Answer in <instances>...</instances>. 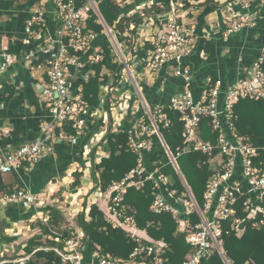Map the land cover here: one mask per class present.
I'll use <instances>...</instances> for the list:
<instances>
[{
  "label": "built area",
  "instance_id": "2783aa9c",
  "mask_svg": "<svg viewBox=\"0 0 264 264\" xmlns=\"http://www.w3.org/2000/svg\"><path fill=\"white\" fill-rule=\"evenodd\" d=\"M101 1L83 0L79 3L78 0H54L55 13L60 22L59 36L50 39L41 47V52L46 55L43 60H39L37 56L36 60H32L28 65L30 70L45 67L47 80L42 84L39 96L48 108L49 118L41 122L39 132L32 141L12 150L0 152V175L32 166L51 154L56 144L75 140L79 135L84 134L89 118L103 116L105 120L111 121L112 129L117 131V125L120 124L123 116L134 109V105L130 102L132 91L131 94L125 92L127 82L125 83L124 73L128 74L129 83L136 94L140 92L134 70L131 69L132 63L135 62H140L142 71L150 77L168 66L173 69L176 77L183 80V90L172 95L168 107L181 113V120L184 121L185 126L183 133L185 150L193 148L208 154L217 150V154H221L223 159L207 182L203 207L191 197L189 190V199L175 198V192L168 190L170 178L161 173L159 168L148 170L144 163L145 151L150 149L152 144L150 136L153 133L159 136L158 123L167 126L170 124V119L163 111L164 106H156L152 110L148 104L146 107L141 102L140 105L150 119V124L146 123L145 117L141 118L138 126L139 134L147 138L142 140L138 138V140L132 136L130 142L131 148L140 157L138 165L123 179L112 182L105 191L98 188L96 193V196L103 197L105 202L106 219L113 227H123L128 236L137 241L138 245L129 258L122 259L104 254L99 246L93 250L89 258H86V234L78 225L71 229V236L68 238L62 240L60 237L54 238L57 245L39 246L34 248L33 253L38 250L55 251L60 257V264H163V255L169 249L168 244L163 240H150L145 243L138 233L134 216L129 215L130 206L124 204L129 187L142 189L147 181H152L154 188L158 189L152 210L157 213H172L179 224V231L186 233V241L191 245L189 254L181 264H200L215 251L225 258L227 264H230L220 240L223 222L232 220V228L238 235L244 232L245 228L242 224L245 221H252V225L257 228L264 227V207L260 204L264 197V167L255 163L259 148L247 137L239 134L235 112V105L242 99H264V71L261 66L264 61V50L252 67H244L240 77L225 88L221 78L207 75L203 90L199 96H196L192 88L194 71L184 62L194 52L196 33L194 25L177 13L178 6L172 2L165 17L153 19L152 25H157L158 21L161 27L156 26L157 31L149 33L146 37L142 46L148 42L150 47L144 51L143 56H139V53L137 55L131 53L130 57H126L124 48L127 47V43L120 41L122 33H117L118 39L115 38L116 35L114 37L112 29L104 21L99 10ZM115 1L122 7L132 0ZM147 4H141L136 12L146 9ZM92 12L97 14L99 22L104 25L103 33L108 34L111 39L117 61L124 65L119 73L118 85H104L100 104L93 110L83 98V81L94 75V70L90 67L103 59L105 51L102 45L95 46L99 37L98 32L87 28ZM136 12L131 13L130 16ZM231 14L232 17L226 18L225 21L227 22L223 32L225 39L244 27L256 25L249 13ZM45 24L44 12L40 9L35 10L26 21L25 32L31 36L35 34L36 26L42 29ZM131 26L135 28L134 24ZM134 43L135 48L136 39ZM7 48H2L0 52V80L12 65L10 55L5 52ZM204 118H209L213 130L218 132L216 144L204 142L199 137V123ZM68 123L77 131V135L68 134L64 130ZM164 146L172 163L178 164L174 153L165 144ZM86 148L90 153L94 146L88 145ZM91 167L92 162L89 161L86 169L91 172ZM238 171L240 179L236 178ZM166 194L183 204L185 209L182 210L168 201ZM242 197H247L243 210L248 214L244 219L237 216L235 206ZM20 202L39 206L43 205L45 200L43 196L24 188L0 197V206ZM193 211H196L201 219L195 226L191 225L189 218L183 217ZM29 259L30 256H27L18 259V262L25 264Z\"/></svg>",
  "mask_w": 264,
  "mask_h": 264
},
{
  "label": "crops",
  "instance_id": "0c3cea01",
  "mask_svg": "<svg viewBox=\"0 0 264 264\" xmlns=\"http://www.w3.org/2000/svg\"><path fill=\"white\" fill-rule=\"evenodd\" d=\"M82 1L78 0L79 3ZM136 1L132 0L125 4V6L132 4V8L129 7L131 10L127 14L128 16L136 12L140 6ZM174 1L146 0L144 3H148L147 7L157 5L163 9L166 7L165 4L169 3L170 9V4ZM193 3H195L192 7L194 12L192 11L190 14L187 10L180 16L195 28V48L187 60L194 66L192 88L195 95L199 96L204 88L207 75L219 77L229 85L240 77L244 67H252L257 61L259 53L264 50V0H195ZM212 3L218 6L214 11L210 10ZM39 9L44 12L46 24L41 30L28 36L25 32L26 21L33 11ZM231 13H249L256 25L244 27L230 38L225 39L220 32L227 25L226 18L232 17ZM165 15L157 17H165ZM151 20L149 25L152 29L156 26L159 27L157 20L155 26L152 25L153 19ZM130 23L134 24L131 21ZM111 29L114 37L116 35L115 38L118 39L117 33L120 32ZM128 29L132 30L130 27ZM59 33L60 22L55 13L54 0H0L1 48L6 49L11 39L20 40L25 46L21 54H8L12 65L8 67L6 74L0 80V152L12 150L23 143L32 141L39 132L41 122L49 118L48 108L39 96L40 88L47 80V75L44 72L45 67L30 70L28 65L32 60H36L37 56L39 60L46 57L41 52V47L46 45L50 39L58 38ZM144 33L148 35L151 30L137 33V36L144 38L145 41L147 36L143 37ZM100 38L96 40L95 46L101 45L99 41L102 39ZM143 40L139 43L137 40L136 50H130L131 53L137 55L141 52ZM107 42L112 47L110 38ZM206 45H209V50ZM125 50L127 52V48ZM126 57L128 56L126 55ZM131 69L142 71L141 63L135 62ZM105 73L110 77L113 75L109 70ZM144 74L138 80L136 79L140 92L137 94L138 99L130 100L134 105V109L129 111L132 116L140 112L141 105L139 104L141 102L144 104L143 99L149 105L145 93L147 96L150 95L153 103H157L155 106H164L168 102L166 97L174 95L184 88L183 80L175 79L176 76L171 67L166 66L160 69L153 77ZM6 84H12L15 88V93L9 99L4 98V95L8 96L7 93L3 95ZM126 89H128L127 86ZM129 93L131 94V92L127 94ZM129 113L127 112L120 124L117 125L118 130L124 124ZM143 117L144 115L139 117L129 130L133 138L141 137L138 126ZM91 121L92 124H99V130L97 129L98 131L96 130L90 135L84 143L79 140L80 137L60 142L58 145L56 144L57 146L51 154L38 163L0 175V197L7 194L8 191L24 188L43 196L45 200V203L39 206L26 202L0 206V221L6 225L5 234L0 232V264H21L18 259L32 256L33 253L28 254L25 247L32 236L41 233V223L48 222L50 215L46 207L56 205L61 209L63 215L69 211L71 214L74 213V216L76 212L82 211L85 204L88 209L93 202L97 203L102 210H106L103 197L98 198L95 194L97 187L92 178V167L91 172L86 169L87 163L91 161V152L89 153L86 147L88 145L97 147V162H100L103 156H107V147L101 143L112 124L103 116L91 119ZM222 159L221 154L210 159L214 172ZM75 172L83 174L80 186L73 185ZM236 178H241L239 171ZM82 195H86V197H81ZM138 233L143 239L150 238L145 231L138 229Z\"/></svg>",
  "mask_w": 264,
  "mask_h": 264
},
{
  "label": "trees",
  "instance_id": "16d2710c",
  "mask_svg": "<svg viewBox=\"0 0 264 264\" xmlns=\"http://www.w3.org/2000/svg\"><path fill=\"white\" fill-rule=\"evenodd\" d=\"M136 2L141 5L146 0H137ZM154 6L156 7V12H162L164 10L157 5ZM165 6L168 7L169 3H166ZM129 7L132 8V4L122 8L115 0H102L99 4V10L106 24L120 33H134L136 32V28L143 22L140 13H135L132 16L127 15L131 10ZM217 8V4H210L211 11ZM128 21L134 23L135 28L133 30L127 28ZM87 28L98 32L99 38L101 37L100 39H102L99 42L105 51L103 59L90 67L94 70V75L88 80L83 81V98L88 103L89 108L93 110L100 104L104 93L103 86L115 84L123 66L117 61L112 47L109 46L103 34L105 27L99 22V17L96 13L92 12L88 20ZM225 28L226 26L220 32L222 36ZM35 29L36 31L41 30L37 26ZM235 33L231 34L229 38ZM24 47L22 41L11 39L5 52L8 54H21ZM141 47L142 50L139 55L142 56L143 51L149 48L150 44L147 42L145 46ZM206 48L209 50V45H206ZM261 53H259L258 57ZM184 62L190 65L194 71L192 62L188 61L187 58ZM261 66L264 71V61ZM107 70L113 74L111 77L105 73ZM214 77L216 78V76ZM175 79L181 80L179 77ZM226 85L224 83V88ZM5 93L8 94L7 97H5ZM14 93L15 88L13 85L6 84L3 93L4 98L9 99ZM132 95V101L138 99L133 89ZM172 95L166 97L168 102ZM145 96L150 108L154 110L157 103H153L152 98L150 95L147 96V93H145ZM168 102L165 105L163 103V111L170 119V124L166 126L164 123H158L159 129L169 149L176 156L178 166L195 200L200 207H203L207 182L214 174L210 159L217 155L218 151L215 150L212 154H208L193 148L185 150L186 144L183 135L185 130L184 121L181 120L180 112L168 107ZM140 107V112L134 116L128 111L129 115L124 120L122 127L119 128L120 130L114 131L111 126L108 128L105 138L101 143V145L107 147V156H103L100 162H97V147H94L91 152L92 178L95 181V186L100 188L101 191H105L112 182L123 179L138 165L140 157L130 146L132 134L129 130H131L130 128L137 119L143 115L146 123L150 124V119L145 115L142 106ZM235 112L237 114L236 126L239 134L247 137L253 145L259 148V155L255 158V163L264 167V99H242L235 105ZM98 126L99 124H92L89 118L84 129L85 133L79 135V140L84 143L90 135L97 129L99 130ZM64 130L71 135L78 134L69 123L65 125ZM199 137L204 142L216 144L218 132L213 130L209 118H204L200 121ZM145 138L147 137L141 136L140 140ZM150 140L152 143L151 148L145 151L144 156V163L148 170L159 168L161 173L170 178L171 183L168 185V190L175 192L174 197L182 198L185 196V198L189 199L188 188L166 152L163 141L156 133L150 136ZM178 153L180 154L178 155ZM74 176L75 180L73 185L80 186L82 184L83 174L81 172H75ZM157 192L158 189L154 188L152 181H147L142 189H138L135 186L129 187L124 198V204L130 206L129 215L132 214L134 216L137 228L145 231L150 237L148 240L143 239L145 243L150 240H163L168 244L169 249L163 255V264H181L189 254L191 245L186 241V233L179 231V224L172 213H157L152 210L151 207ZM12 193H14V190L7 192V194ZM166 196L168 201L182 210L185 209L183 204L176 202L168 194ZM246 199L247 197L240 198L235 205L237 210L236 214L241 219L246 218L248 214L243 210ZM260 204L264 207V197ZM46 210L49 211L50 218L47 223H41V233L32 236L28 240L25 247V251L28 254H32L34 248L39 246L57 245V241L54 238L60 237L62 240L71 236V229H60L64 220L61 209L56 205H50L46 207ZM183 217L189 218L192 226L197 225L201 221L196 211H193L188 216L183 215ZM76 218L78 226L86 234V258H89L93 250L99 246L104 254H111L117 258L128 259L138 245L136 240L128 236L123 227H113L106 219L105 210H102L95 202L88 209L85 204L82 211L78 212ZM232 222V220L223 222L222 234L220 236L226 259L230 261V264H264V227L257 228L252 225V221H245L242 224L245 230L241 235H238L236 230L232 228ZM26 264H60V257L55 251L38 250L32 254ZM200 264H227V262L219 252L215 251L210 257L204 258Z\"/></svg>",
  "mask_w": 264,
  "mask_h": 264
},
{
  "label": "rangeland",
  "instance_id": "374dc122",
  "mask_svg": "<svg viewBox=\"0 0 264 264\" xmlns=\"http://www.w3.org/2000/svg\"><path fill=\"white\" fill-rule=\"evenodd\" d=\"M195 0H175L174 1V5H176V6H178V8H179V11H177V13L178 14H181L182 12H184V11H187L188 10V12L191 14L192 13V11L194 12V10H193V8L192 7H194L193 5L195 4V3H193ZM170 6H171V4H170ZM150 9V10H149ZM166 9V10H165ZM169 9V7H164V10L162 11V12H156V8H155V6L154 5H152V6H149V7H147L146 9H144V10H139L137 13H140L141 15H144L145 14V16L144 17H142V19H143V22L136 28V32H135V34H132V33H130V32H124V33H122V34H120V41L122 42V43H127V47H125L124 48V52L126 53V55L128 56V57H130V55H131V51L130 50H133V51H135V48H134V46H135V43H133V41H135V39L136 40H138V43L141 41V40H143L144 38H141V37H138L137 36V33L138 32H142V31H144V30H151V33H155L157 30H156V28H154L153 27V29L150 27V25H149V23L152 21L151 19H155V17H157L158 15H165L166 14V12L167 11H169L168 10ZM158 25H159V27H161V23L160 22H158ZM131 28L133 29V26H131ZM107 31V30H106ZM109 33V32H108ZM145 34V33H144ZM149 34V33H148ZM105 35V37L107 38V40H109V36H108V34H104ZM146 36H148L147 34H145L143 37H146ZM144 41V40H143ZM127 48V52H126V49ZM115 55H116V52H115ZM116 57H117V55H116ZM134 64V63H133ZM122 66H124L123 64H122ZM134 66V65H133ZM134 70V75H135V78L138 80V78H140V77H142V76H144L145 74H144V71L142 72L141 70L139 71V70H136V69H133ZM124 78H125V83L127 84V88L128 89H125V92L126 93H128V92H131V90H132V86L130 85V83H129V81H130V78H129V76H128V74L127 73H124ZM130 90V91H129ZM117 101V100H116ZM118 102H119V100H118ZM89 190L91 189V188H88ZM92 191V190H91ZM93 191H95L94 189H93ZM92 191V192H93ZM91 192V193H92ZM98 192V190L96 189V191H95V194ZM90 193V194H91ZM89 194V195H90ZM88 195V196H89ZM81 197H86V195H82ZM88 198H90V197H88ZM182 198H185V196H183ZM87 200H89V199H87ZM100 203H102V201H100ZM82 209V208H81ZM80 211V210H79ZM77 213L78 212H76V214H75V216H74V213L73 214H71V212H66V214H64L63 216H64V220H63V222H62V224H61V228L60 229H72V228H74V227H76L78 224H77V218H76V216H77Z\"/></svg>",
  "mask_w": 264,
  "mask_h": 264
},
{
  "label": "water",
  "instance_id": "95a60500",
  "mask_svg": "<svg viewBox=\"0 0 264 264\" xmlns=\"http://www.w3.org/2000/svg\"><path fill=\"white\" fill-rule=\"evenodd\" d=\"M144 16H145V14H144V15H141V17H144ZM129 27H130V21L127 22V28H129ZM114 85L117 86V85H118V82H116ZM143 102H144V105H145L146 107H148V106H147V103H146V101H145L144 99H143ZM157 131H158L159 137L161 138V140L163 141V143L168 147V145L166 144L165 139H164V137H163L161 131H160V130H157ZM175 165H176V167H177V169H178V172L181 174V177H182L183 181L185 182V184H186V186H187V188H188V190H189V193H190L191 197H192L193 199H195V198H194V195H193V193H192V191H191V189H190V187L188 186V184H187V182H186V180H185V178H184V175L182 174V172H181V170H180V168H179V166H178V164L175 163ZM5 229H6V225H5V223H4L3 221H0V232L3 233V234H5Z\"/></svg>",
  "mask_w": 264,
  "mask_h": 264
}]
</instances>
